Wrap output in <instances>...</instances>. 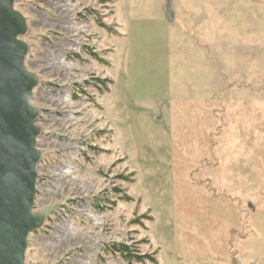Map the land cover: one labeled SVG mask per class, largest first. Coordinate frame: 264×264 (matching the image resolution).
I'll return each mask as SVG.
<instances>
[{
    "label": "rangeland",
    "instance_id": "1",
    "mask_svg": "<svg viewBox=\"0 0 264 264\" xmlns=\"http://www.w3.org/2000/svg\"><path fill=\"white\" fill-rule=\"evenodd\" d=\"M70 1L15 0L28 68L45 89L58 82L50 63L69 73L60 94L99 129L79 176L87 193L59 212L79 239L54 248L44 223L26 263L264 264V0ZM43 88L41 118L53 106Z\"/></svg>",
    "mask_w": 264,
    "mask_h": 264
},
{
    "label": "water",
    "instance_id": "2",
    "mask_svg": "<svg viewBox=\"0 0 264 264\" xmlns=\"http://www.w3.org/2000/svg\"><path fill=\"white\" fill-rule=\"evenodd\" d=\"M166 16L173 20L170 3ZM28 28L15 0H0V264H27L30 235L57 208L34 212L41 127L32 102L39 76L26 63Z\"/></svg>",
    "mask_w": 264,
    "mask_h": 264
},
{
    "label": "built area",
    "instance_id": "3",
    "mask_svg": "<svg viewBox=\"0 0 264 264\" xmlns=\"http://www.w3.org/2000/svg\"><path fill=\"white\" fill-rule=\"evenodd\" d=\"M62 1L63 3L59 8L65 10L67 2L71 1ZM52 64H58V62L54 60ZM43 72L46 76L58 82H47L48 86H46V89L41 87L40 83L37 85L38 88H43L41 95L49 98L53 106L46 108L42 118L40 113L38 117L40 127H46L45 133L41 128L38 147L40 150L45 149L44 151L50 155V158L45 156L43 162L39 161L38 164L37 193L34 209L36 205L39 207V212L48 206L57 207L56 211L51 212L46 217L42 228L46 234L40 237V239L51 237L52 239L49 240L52 244L51 246L57 248L66 239H79L72 231L75 228L73 222H65L59 212L62 211L63 215H67V209L63 208L62 204L66 202L65 205L69 208L74 203L76 204L75 201H78L76 196L87 193L86 187L84 185L80 186L79 181L81 178L79 176L82 163L88 158L86 155L89 156V153L91 154L90 150L93 146L92 135L99 129L95 121L91 120L86 112L77 107L78 103L72 102L71 95L67 93L60 94L64 90L62 84H66L68 79H71L69 73L63 74L53 70L51 63L48 68H44ZM48 88L49 90H47ZM73 98L79 100L77 94H73ZM51 157L53 158L51 159ZM105 192H107V189ZM62 194L67 196L64 201L61 200ZM110 201H112V198H110ZM99 206L108 210L112 204L105 200L104 197H101ZM84 211H86L85 207ZM86 215L90 216L89 213L84 214V216Z\"/></svg>",
    "mask_w": 264,
    "mask_h": 264
},
{
    "label": "trees",
    "instance_id": "4",
    "mask_svg": "<svg viewBox=\"0 0 264 264\" xmlns=\"http://www.w3.org/2000/svg\"><path fill=\"white\" fill-rule=\"evenodd\" d=\"M103 82V81H102ZM118 191V189H115ZM105 200H107L109 203L114 204V201H110V197H106ZM108 251L111 252H119L124 259L126 260H136V262H143L146 256L138 255V254H133V248L125 243H114L112 244V247L108 249ZM132 258V259H131ZM154 260V259H153Z\"/></svg>",
    "mask_w": 264,
    "mask_h": 264
}]
</instances>
